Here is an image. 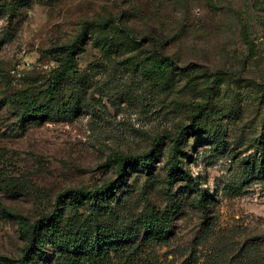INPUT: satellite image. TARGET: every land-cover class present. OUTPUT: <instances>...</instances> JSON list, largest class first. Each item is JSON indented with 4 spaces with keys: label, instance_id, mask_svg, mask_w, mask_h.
Returning <instances> with one entry per match:
<instances>
[{
    "label": "rangeland",
    "instance_id": "rangeland-1",
    "mask_svg": "<svg viewBox=\"0 0 264 264\" xmlns=\"http://www.w3.org/2000/svg\"><path fill=\"white\" fill-rule=\"evenodd\" d=\"M70 45L76 67L48 96ZM157 55L173 68L160 73ZM142 154L149 170L128 163L121 179L106 162ZM109 182L107 200H66L63 218L139 229L169 211L170 232L139 262L264 255V0H0V203L34 221L60 191ZM24 244L0 208V264H18ZM45 253L31 264H50Z\"/></svg>",
    "mask_w": 264,
    "mask_h": 264
},
{
    "label": "trees",
    "instance_id": "trees-1",
    "mask_svg": "<svg viewBox=\"0 0 264 264\" xmlns=\"http://www.w3.org/2000/svg\"><path fill=\"white\" fill-rule=\"evenodd\" d=\"M111 21L91 22L99 28H107ZM129 36L130 31H122ZM74 47L70 45L65 52L64 67L56 76L54 85L46 92L53 95L54 86L60 77L73 71L76 63L73 58ZM155 60L159 62V72L164 73L173 68L170 57L157 55ZM212 83V82H211ZM199 106L191 114L190 123L193 129L200 128L195 119L201 114ZM172 144V155L168 169V180L176 175L179 163L177 150L179 143L175 136L166 135ZM115 162L117 178H123L125 165L139 162L143 170H149V154L137 156H115L108 158L106 162ZM114 193L112 182L95 189L62 190L55 197V205L50 213L43 214L34 221L18 212L6 209L1 203L0 208L11 216L17 225L19 236L25 240L18 264H31L36 259L45 260L47 251H52L50 264H150L141 260V252H145V246L163 241L172 228V217L169 211L153 210L149 215L141 216L140 226L137 229L131 225H117V220L102 221L95 216H84L77 210L71 211L67 218H63L62 204L66 200L93 199L105 201ZM202 213L206 212V204L199 198ZM140 252H135L136 250ZM135 250V251H134ZM217 255L208 257L207 264H217ZM0 260H4L0 257ZM228 264H264V255H235Z\"/></svg>",
    "mask_w": 264,
    "mask_h": 264
}]
</instances>
